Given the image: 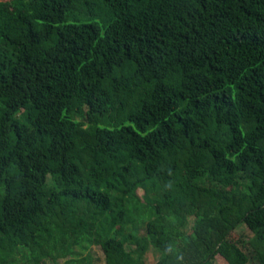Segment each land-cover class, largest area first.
I'll list each match as a JSON object with an SVG mask.
<instances>
[{
	"label": "trees",
	"instance_id": "obj_1",
	"mask_svg": "<svg viewBox=\"0 0 264 264\" xmlns=\"http://www.w3.org/2000/svg\"><path fill=\"white\" fill-rule=\"evenodd\" d=\"M95 246L264 264V0H0V264Z\"/></svg>",
	"mask_w": 264,
	"mask_h": 264
},
{
	"label": "rangeland",
	"instance_id": "obj_2",
	"mask_svg": "<svg viewBox=\"0 0 264 264\" xmlns=\"http://www.w3.org/2000/svg\"><path fill=\"white\" fill-rule=\"evenodd\" d=\"M143 194H144V191H141V195ZM192 225H193V221H191L188 231L191 230ZM237 232L239 234L244 235L247 239H250L253 237V233L248 229L246 225L240 226ZM127 249L130 250L131 248L128 246ZM78 255L80 258L90 256L92 264H106L105 255L100 247L95 246L89 252H79ZM159 257H160L159 252L153 247H151L149 251L147 252V255L145 257V262L146 264H157L159 261ZM45 264H55V263L47 262ZM56 264H66V259H61ZM214 264H229V263L223 257L217 256L214 260Z\"/></svg>",
	"mask_w": 264,
	"mask_h": 264
}]
</instances>
